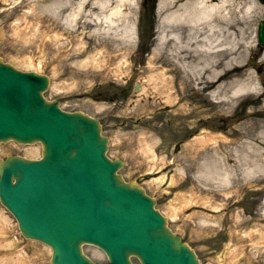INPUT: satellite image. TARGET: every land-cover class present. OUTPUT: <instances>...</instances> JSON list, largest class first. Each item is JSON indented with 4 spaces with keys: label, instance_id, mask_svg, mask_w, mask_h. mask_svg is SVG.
<instances>
[{
    "label": "rangeland",
    "instance_id": "374dc122",
    "mask_svg": "<svg viewBox=\"0 0 264 264\" xmlns=\"http://www.w3.org/2000/svg\"><path fill=\"white\" fill-rule=\"evenodd\" d=\"M52 1L0 0V56L21 69H38L50 74L52 86L46 93L49 99H59L67 110H83L100 118L103 131L110 138L109 155L125 160V167L121 170L123 176L137 180L157 199L158 207L168 216L170 226L195 248L204 264H227L230 261L228 245L231 242L235 243L234 246H241L231 264H264V209L260 202L264 183H251L250 180L240 182L241 195L236 193L237 197L228 203L227 197L233 195H227L226 191L233 188V184L230 183L228 189L223 188V183L213 187L204 174L198 176L196 169L190 167L192 161L188 158L189 145L194 138L203 135L201 132L204 128L228 134L234 139L238 118L251 108L261 107L264 96L255 103L244 102L241 108L224 110L221 106L210 105L197 91L186 89L185 94L189 95L182 100L184 118L175 119L182 118L178 116L181 110L160 103L159 96L163 97L164 94L155 91L152 81L142 71L147 67L146 59L154 56L158 46L163 17L158 4L153 11L151 2L144 9L141 5H137V8L129 5V24L136 39L129 45V42L122 41L123 28L114 33L111 30L100 33L108 30L103 28L97 31V27L89 26L85 19L76 20L75 24L74 20L81 14L73 18L74 24H71L67 20L70 11L62 7L65 0H55L59 2L57 12L47 8ZM125 7L128 9V6ZM136 31L140 39L136 38ZM66 40L69 42L64 47ZM93 56L98 58V64L87 62ZM259 61L249 55L246 67L258 68L259 79L264 82V64ZM161 64L166 69L175 68L163 52L156 59L154 69H159ZM133 69L140 71V74L130 82ZM174 70L176 90L180 91H172L176 96L175 102H178L182 96L179 89L182 75ZM146 73L150 74V71ZM138 82H142L146 90L150 87L152 98L136 91L135 84ZM169 109H174V112ZM186 113H189L188 117ZM257 117L264 118V113H259ZM151 129L156 135L148 139L150 136L145 131ZM149 145L153 152L148 151ZM3 150L5 154L10 152L34 158L41 155L39 144L22 146L9 143L3 145ZM179 161L187 166L189 174L177 172L176 164ZM205 162L203 157L198 160L201 167ZM162 163H165L164 167ZM154 164L156 169L152 171ZM170 164L173 166L166 168ZM175 173L176 181L171 183L170 177ZM238 180L235 178L233 182ZM259 183L261 185L258 187ZM0 208L11 222L8 225L0 216V264H21L15 259L18 258L17 249L22 247L26 248L24 251L31 259V262L23 264H50V249L42 243L24 239L12 216L1 205ZM177 209L179 213L175 214ZM2 229H8L6 238ZM14 238L17 244L10 243ZM86 249L100 262L107 263L101 260L93 247L87 246Z\"/></svg>",
    "mask_w": 264,
    "mask_h": 264
},
{
    "label": "bare ground",
    "instance_id": "6f19581e",
    "mask_svg": "<svg viewBox=\"0 0 264 264\" xmlns=\"http://www.w3.org/2000/svg\"><path fill=\"white\" fill-rule=\"evenodd\" d=\"M133 2L134 0H65L62 7L66 9L69 6L70 14H68L67 20L71 24L76 22L78 18L76 16L80 14L90 17L91 14L86 12L87 8H90V12L97 10L95 18H91L92 15L90 17L95 24L88 25L94 28L97 26V31L103 28L108 30L100 31V33H107L109 30L114 33L123 28L124 39L122 41L129 42L131 45L135 32L129 24L131 19L127 12L130 11L131 6L129 5ZM89 4H92L91 7H88ZM36 6L38 5L36 4ZM50 6H47L50 11L57 12L56 8L59 6V2L53 0ZM125 6H128L127 12L123 10ZM159 9L163 13V17L158 46L154 56L147 58V67L142 71L143 75L145 77L148 75L149 80L152 81L155 91L158 94H164L163 97L159 96V102H164L166 107L175 106L174 109L178 107L181 110L178 112V116L182 118L175 119L182 120L184 118L182 100L183 97L187 98L189 95L185 94L186 89L191 91L196 89L201 95L206 93L207 97L215 99L224 110L225 108H234L235 102L240 100V95L241 97L248 95L254 90H258L257 94L261 93V89L257 86L259 83L256 82L258 73L255 71L257 70L247 68L246 59L249 55H260L261 61H264V52L260 51L259 45H255L257 39L253 35L257 21L264 17L263 2L259 0H160ZM127 18L128 20H125ZM56 35L60 36L58 33ZM67 42L69 40L65 41L64 47ZM72 49L74 50L75 46ZM162 52L175 65L174 69L182 75L179 82L182 96L178 102H175L176 96L174 97V91H180L176 90L178 89L175 83L176 75H173L175 70L173 68L166 69L163 64L159 66V69H154L156 67L154 63ZM100 53L102 52L100 51ZM99 58L101 59V56ZM89 59L92 60L87 62L92 61L93 65L98 64L96 56ZM31 60L33 62V59ZM147 70L150 71V74L146 73ZM53 88H55V84H53ZM149 88L146 90L145 85L142 84L139 94L145 93L152 98ZM152 91L154 92V90ZM174 109L169 110L174 112ZM261 112L264 113V104L246 112L242 117L243 120L236 123L239 127H234L236 135L234 139L230 138L228 134L204 128L201 132L203 135L194 138L195 141L193 139L189 145L188 158L192 161L190 167L196 169L198 176L200 173L204 174V178L213 187L223 183V188H227V186L230 188V185L233 184V188H227L226 194L229 196L236 195L238 192L242 193V188H237V182H233L235 178L241 181L254 179V176L264 178V118L257 117ZM170 115L172 114L170 113ZM188 115L189 113H186L187 117ZM145 134H149L148 139L156 135L152 129L151 131L146 130ZM146 137L144 136V138ZM0 147L2 154L3 146L0 145ZM148 147V151L153 152V148L150 145ZM205 154L207 155L205 156ZM202 157L206 159V162L201 167L198 160ZM164 165L165 163H162L161 166L164 167ZM155 166L154 164L152 171L156 169ZM187 169V166L179 161L177 172L183 171L185 174H189L190 170ZM176 174L170 177L171 183L176 181ZM230 201L231 197H227V202ZM178 213L177 209L175 214ZM0 216L8 225H11L9 216L2 208H0ZM2 234L6 238L8 229H2ZM29 241L40 243L33 239ZM10 243L17 244L15 238ZM234 244L231 242L228 245L230 261L227 264H231V261L238 255V248H241ZM25 249V247L17 249L18 258L15 261L21 262V264L31 262L29 254L24 251ZM96 251L101 254L98 249Z\"/></svg>",
    "mask_w": 264,
    "mask_h": 264
},
{
    "label": "water",
    "instance_id": "95a60500",
    "mask_svg": "<svg viewBox=\"0 0 264 264\" xmlns=\"http://www.w3.org/2000/svg\"><path fill=\"white\" fill-rule=\"evenodd\" d=\"M2 69V68H0ZM0 70V78L4 77V73L7 72L6 69ZM6 75V73H5ZM6 77H9L6 75ZM17 78H14L13 76L10 78L12 85L14 86V83L17 84ZM7 80V78H5ZM41 87V85H40ZM39 87V91H40ZM19 92L23 93L24 88L19 87ZM39 93V92H38ZM38 93L36 94L38 96ZM7 100L4 95L2 94L0 90V138H5L7 135L20 137L19 133H29V125H21L18 122V119L21 121L27 120L30 116H32L31 112H23L21 109L17 110V113H12L10 108L6 105L7 102H4ZM16 106L19 105V102H15ZM54 110H57L55 105H51ZM8 108V110H7ZM15 109V108H14ZM37 111V109L35 110ZM58 114H62L57 110ZM79 116V115H78ZM37 121H35L36 123ZM79 122H82L79 120ZM34 123V124H35ZM40 124V122H38ZM54 125V123L51 124H41V128L45 130L54 131L56 134H59L60 129ZM86 128V126H84ZM10 131H14L16 133H11ZM33 130H31L32 132ZM30 132V134H32ZM93 133L97 134L98 132L96 130H92ZM29 134V135H30ZM33 135V134H32ZM46 138V139H45ZM45 141L47 143V148L45 151V158L42 161H27L25 159L17 158V157H9L7 160H0V191L4 194L5 198L9 201V205H11L16 213L19 215L21 224L23 228H26L29 230V228H33V230L29 231V233L33 236L39 237L43 240H46L50 243H52L55 247V250H57L58 259L56 257L55 264H88V262L83 263L82 257L76 253L75 249L77 247L76 239H80L83 237H86L88 234H94L95 229V220L90 222L89 220L86 221V212L88 211L84 206H75L73 204V201L70 202V200L66 199L67 193L61 192V195H55V198H53L55 192L52 190V187L47 183L46 180H49L50 182L55 180L56 184L60 183L61 175L65 174L67 175V183L66 188L69 189L71 192V195L78 193V190H73L72 184H82L84 180H88L91 182L96 183L99 181L107 180V177L103 174L106 173V170H113L111 168L110 163L107 162L106 159H103V161L100 163V165L97 166V169H90L87 166H84L82 168H76L74 166V162H70L66 160V157L68 155V159L70 158V155H79V159H77L76 163L79 162L80 158L83 156V147L82 150L80 146L76 149H72L71 152L63 151V154L60 152V149L55 148L57 146V143L53 140L49 139L45 136ZM99 139L103 142L101 144L106 143L104 140H102L100 137ZM68 147V146H67ZM102 153L103 148H101ZM76 151V153H75ZM98 155H99V149H98ZM65 153H67L65 155ZM65 158V159H64ZM46 169V180H41L39 175L36 171L37 165H43ZM108 165V166H107ZM69 167V170H64V168ZM74 166V167H73ZM110 166V167H109ZM105 167V169H104ZM64 170V171H62ZM77 171V173L75 172ZM31 173L35 176L31 175ZM110 173V172H109ZM111 175V174H110ZM16 177L18 180L19 186H13L11 178ZM34 179L37 184H39V187L36 191L39 192V201L42 206H46L42 213L44 215H40L39 212H35L33 210V206H31L28 201L26 200V207L21 208L20 202L24 199L29 197L33 199L35 195L28 194L26 192V189L30 186V180ZM118 182L122 184V182L118 179ZM55 187V186H54ZM17 189L16 191V198H18V205L20 207L17 209L14 206V202L11 199V196L9 192L13 189ZM122 189H124L127 192L133 193V195H143V192L139 190L137 187L131 188L129 185L122 186ZM35 192V189L34 191ZM69 194V193H68ZM79 204L81 200H78ZM17 203V202H16ZM118 212V211H117ZM112 214L116 213L115 211L111 212ZM90 213H87L89 215ZM110 214V213H109ZM112 214L109 215L110 220L112 219ZM54 216H57L58 219ZM91 216V215H90ZM89 216V217H90ZM91 218V217H90ZM56 220H59L60 225L57 226L55 224ZM74 221V222H72ZM72 222L73 226H69V224ZM152 223L155 221L152 219ZM71 224V225H72ZM83 229V230H82ZM154 235H159L162 238L168 239V241L171 243V240L169 238H173V241L177 240L176 237H174L171 232L163 225H159L157 229L154 228V231H152ZM28 234V233H27ZM173 244V243H171ZM175 245V244H174ZM177 246L180 247L179 242L176 243ZM74 246V248H72ZM121 256V257H120ZM112 257V264H125V261L122 260L124 257L122 254L119 253H111ZM81 259V260H80Z\"/></svg>",
    "mask_w": 264,
    "mask_h": 264
}]
</instances>
